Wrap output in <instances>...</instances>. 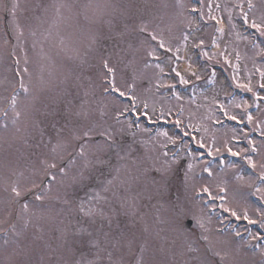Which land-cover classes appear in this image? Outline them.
Segmentation results:
<instances>
[{"label":"snow or ice","instance_id":"1","mask_svg":"<svg viewBox=\"0 0 264 264\" xmlns=\"http://www.w3.org/2000/svg\"><path fill=\"white\" fill-rule=\"evenodd\" d=\"M197 3L200 8L195 5L189 8L183 0H176L180 9L176 15L182 16L186 10L190 18H187L188 31L182 30L174 37L176 43L173 44L150 29L149 21L143 19L142 9L133 0H86L85 3L0 0V12L9 17L7 28L10 29V34L8 30L0 34V66L14 73V79L8 81L10 95L0 96L3 103L0 130L8 134L0 136V144L8 143L11 147L18 143L27 149H16L17 165L23 160V167L14 166L11 161L0 165V264H125L122 257L115 258L114 253L124 250L132 253L134 248V260L130 264H248L243 253L245 246L258 252L259 264H264V244L260 243L264 235L246 228L248 237L257 243L245 242L233 247L232 242L221 239L218 233L213 234L207 226L210 218L206 222L204 208L197 197L201 191L212 194L207 186L197 191L190 185L191 162L187 163L179 183H174L181 165V148L187 156L193 157L188 145H182L171 155L164 151L154 157L148 154L149 141L135 139L137 132L133 128L148 131L141 127L139 117L151 120L147 102L143 103V111L138 107L136 82L151 68L164 74L162 63H152L161 60L158 49L171 53L164 59L170 65L169 74H174L173 78H178L179 83L188 84L189 77L201 79L191 56L181 55L189 51L191 43L192 50L199 49L200 55L209 56L203 48L204 40L197 41L193 35L199 30L197 16L201 20L204 17V0ZM154 7L167 8L168 5ZM240 7L243 21L249 25L248 12L243 11L242 4ZM254 8L252 0H248L249 11ZM50 13L53 14L51 20ZM208 15L217 24L221 23L212 15L210 4ZM249 26L264 37V15L259 22L252 19ZM25 30L33 38V49L41 42L36 39L39 33L42 41H51L60 52H70L67 57L70 65L57 72L53 63L48 66L47 75L42 67L37 82L33 83L29 57L22 43ZM216 31L223 34L222 27ZM212 43L216 45L215 38ZM17 48L24 53L22 68ZM141 50L146 53L142 68L138 59ZM261 54L264 55V50ZM9 58H12V66L5 63ZM180 61L187 67L181 68ZM225 62L230 63L227 58ZM257 71L261 81L258 88L264 90V70ZM232 79L236 81V76ZM215 80L213 71L209 82ZM236 87L252 93V104L244 101L236 107L243 108L248 124L255 125L253 131L261 130L264 135L261 129L264 119H254L249 111L255 106L264 115L258 103L264 101V95L254 90L250 77L248 83L237 82ZM97 94L112 102L111 114L107 104L93 107ZM125 100L128 103H124ZM220 107L228 119L237 120L223 105ZM126 113L139 115L121 120ZM179 124L177 120L176 125ZM157 135L165 137L172 145L177 144L178 138L169 136L167 131ZM127 136L132 137L131 143L127 142ZM198 143L205 148L202 142ZM248 143L251 152L258 151L254 141ZM140 148L144 149V154L140 153ZM227 151L233 156L240 155L231 148ZM207 154L212 155V150L208 149ZM244 159L252 168L256 167L250 155H245ZM260 167V179L264 180V164ZM203 171L212 175L208 165ZM236 178L243 179L241 175ZM190 189L194 195H189ZM219 190L226 192L223 187ZM255 194L264 201V189L256 188ZM212 199L223 201L224 197L212 196ZM142 206L154 212L157 223L166 225L171 234L162 238L169 245L167 250L150 248L146 225L142 232L147 235H138L120 219L123 214L130 217L133 224L137 217L143 221L148 213L141 211ZM224 211L249 224L258 223L264 229V208L257 209L259 221L251 219L247 209L242 216L234 208L224 207ZM41 222L48 224L47 232ZM233 231L243 240L239 230ZM155 235L160 237L159 232ZM157 251L173 259L157 260ZM176 256L181 258L179 262L174 259Z\"/></svg>","mask_w":264,"mask_h":264},{"label":"rangeland","instance_id":"2","mask_svg":"<svg viewBox=\"0 0 264 264\" xmlns=\"http://www.w3.org/2000/svg\"><path fill=\"white\" fill-rule=\"evenodd\" d=\"M46 2L51 3L52 0H46ZM77 2L85 3L86 0H77ZM183 2L188 7L192 6L189 5L188 0H183ZM133 3L139 5L142 9L143 19L149 21L150 29L156 30L158 35H163L166 41L171 40V42L175 44L176 40L174 37L179 36L182 30L188 31L187 18L190 17H188L186 10L184 15H176L180 12V9L176 6V0H133ZM215 3L216 5H214ZM252 3L255 5V8L249 11L248 0H204L203 11L205 22L204 24L199 25V30L194 31L193 35L197 41L199 39L204 40V51L208 52L206 46L211 44L214 38L217 43L214 45L213 49H221V51L215 54L208 52L209 56H205V58L203 57V63L197 62L193 59V55L190 52L191 43L189 44V51L187 53H181L185 58L191 56L192 60L195 61L193 67L200 74L201 79L197 80L195 77H189L188 84L179 83L178 78H173L174 74H169L168 68L170 65L164 59L165 55L171 56V53L165 54L163 49H158L157 51L161 56V60H153L152 63H162L165 72L164 74H160L155 68L145 70L142 78L138 79L136 82V95L138 97V106L143 108V103L147 102L149 106L147 111L152 116L163 112V116L169 118L172 112L181 107L182 112L180 118L187 120L185 122L188 127L187 129L195 137L196 143L202 142L207 151L208 149H211L213 152L212 156H210L215 158V161L208 159L197 161L195 159V154H193V158L181 153V165L177 170L174 183H179L184 171L187 170V163L191 162L193 164V169L189 173L191 177L189 183L194 186L195 190L198 191L202 187L207 186L209 187L212 196H218L220 187H223L226 189V192H222L221 194V196L224 197V200L221 203L224 207L234 208L238 214H241V216L244 210L247 209L249 217L253 220L259 221L260 216L257 213V209L264 208V201H261L259 196L255 194V189H264V180L260 179V173L262 171L260 165L264 164V144H262V142H264V135L261 134V130L253 131L255 125L248 124L247 119L244 116L243 108L236 107V104L244 101L252 104V93L239 88L241 91L249 94V98L245 99L244 97H241L240 99L236 95L232 101H226V95L229 91L227 83L221 80L219 73L215 71V82H209L211 73L214 71L211 64H221L231 78L236 76V81H233V79L231 80V83L233 82L232 85L236 87L237 82L242 84L248 83L250 77L254 90L259 91L261 95H264V90L258 88L261 81L257 69L264 70V62L260 61L259 56L261 54V48L250 49L247 46V40L241 35L237 22L235 21L238 17L242 18L240 7L242 4L243 11L248 12L249 21L251 22L252 19H256L259 22L261 15H264V0H252ZM163 4H167L168 7H154L155 5ZM209 4L212 8V15L224 22L222 35L215 29H212L209 24ZM217 5H219V8H217ZM229 14H231V23L229 22ZM52 15V13L49 14L50 20ZM8 20L9 17L0 12V34L5 30H8L10 34V29L7 28ZM136 22H139V18ZM233 25L235 27H233ZM44 27H47V24H45ZM195 28L196 24L193 25V29ZM36 39L41 42H38L33 49V38L29 36L27 30H25V37L23 38L22 43L24 51L27 52L29 57L28 67L33 74V83L37 82L42 67H44L45 75H47L49 65L54 63L55 71L60 72L67 68L71 63V61L67 59V57L71 55L70 52H60L57 47H53L51 41H42L39 33ZM13 43H15V41H13ZM221 53H223V55H221ZM237 55H239V60H237ZM17 56L20 58L22 68L24 66V53L21 52L19 48H17ZM44 57H49L50 59H44ZM145 57L146 53L141 50L138 56V59L140 60L139 66L141 68L143 58ZM226 58L230 63L225 62ZM5 63L12 66V58H9ZM180 66L181 68L187 67L184 61H180ZM5 77H7L8 80H5ZM13 79L14 73L7 72L2 66H0V82H3L0 83V96L10 95L11 87L9 86L8 81ZM171 84H174L175 87L170 88L169 85ZM5 89H7V91ZM173 93H175V95ZM258 103L261 104L262 110H264V101H258ZM104 104L108 105L107 111L111 114L114 107L112 102L110 100H105L102 96L97 94L93 107H103ZM221 105H223L230 114L236 115L237 120L228 119L221 110ZM0 106H3V103H0ZM217 111H220V113H217ZM249 111L253 114L254 119H264L262 112H258L255 106L251 107ZM261 129L264 130V124H261ZM133 131L137 132L135 137L137 142L140 140L149 141L147 145L149 155L155 157L160 155L161 152L167 151L162 147V145L168 144L165 137L158 136L157 133L150 136L148 131L139 132L134 128ZM167 132L169 136H175L172 132ZM5 135L8 134L0 130V136ZM126 139L128 143L132 142L131 136H127ZM249 140L255 142L258 149L257 152H251V146L248 143ZM17 148H20L21 151H27V149H24L23 146L18 143L12 144L11 147L8 143L0 144V165L11 161L14 166L23 167V160H20L17 165ZM217 148L220 149L219 153L216 152ZM227 148H231L233 152H240V155H231V153L227 151ZM167 152L169 153L170 151ZM140 153L144 154L143 148H140ZM169 155H171V153H169ZM245 155H250L252 157L256 163L255 168H252L247 163L244 159ZM205 165L210 167L212 173L211 176L208 172L203 171ZM237 175H241L243 179L238 180L236 178ZM189 195H194L192 189H190ZM212 196L201 191L199 195L200 198L197 199L201 201L202 205L203 199L209 203L215 201L212 199ZM144 203L146 204L147 202ZM221 204L202 205L206 222L210 218V223H207V226L212 229L213 234H217L216 228L224 221V219L217 221L214 219V214L213 216H209L207 214V207L213 206L224 210V207H221ZM141 211L148 213L144 216L143 221L137 217L136 223L133 224L131 218L126 217L123 214H121L120 219L127 223L132 231L136 232L138 235H147L142 232L146 225L150 233L148 236L150 248L159 249L160 247H164L167 250L169 245L162 238L166 236L170 237L171 234L167 231L166 225L157 223L154 212L150 211L148 207L142 206ZM197 212L199 214V209H197ZM239 221L246 226L239 227L241 234H244L246 232L245 229L247 228L254 234L264 235V229H261L258 223L249 224L248 221L243 220L242 218L239 219ZM41 226H43L47 232L48 224L41 222ZM156 232L160 233L159 238L156 237ZM233 235V233L227 231L224 235H220V238L232 242L233 247L245 242L251 245L257 243L256 240H252L249 237L243 238V240H235ZM245 235L248 236V233ZM260 243L264 244V240L260 241ZM133 253H135V248L132 253L127 250L116 252L114 253V257H122L125 264H130V262L134 260ZM243 253L248 264H259L261 257L258 252L245 246L243 248ZM151 254V252L148 253L149 256H151ZM155 258L157 260L173 259L170 255H165L158 251L156 252ZM174 259L179 262L181 258L176 256Z\"/></svg>","mask_w":264,"mask_h":264}]
</instances>
